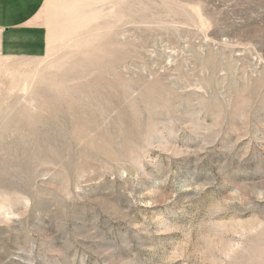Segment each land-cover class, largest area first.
I'll use <instances>...</instances> for the list:
<instances>
[{
	"label": "rangeland",
	"instance_id": "374dc122",
	"mask_svg": "<svg viewBox=\"0 0 264 264\" xmlns=\"http://www.w3.org/2000/svg\"><path fill=\"white\" fill-rule=\"evenodd\" d=\"M41 19L0 59V264H264V0Z\"/></svg>",
	"mask_w": 264,
	"mask_h": 264
},
{
	"label": "crops",
	"instance_id": "0c3cea01",
	"mask_svg": "<svg viewBox=\"0 0 264 264\" xmlns=\"http://www.w3.org/2000/svg\"><path fill=\"white\" fill-rule=\"evenodd\" d=\"M46 0H0V59H41L48 33L41 19Z\"/></svg>",
	"mask_w": 264,
	"mask_h": 264
},
{
	"label": "bare ground",
	"instance_id": "6f19581e",
	"mask_svg": "<svg viewBox=\"0 0 264 264\" xmlns=\"http://www.w3.org/2000/svg\"><path fill=\"white\" fill-rule=\"evenodd\" d=\"M45 81V80H44ZM43 81V82H44ZM46 82V81H45ZM48 82V81H47ZM51 82V80L49 81V83H47V84H51L50 83ZM53 82V81H52ZM56 82V81H55ZM54 83V82H53ZM46 87V86H45ZM40 89V88H39ZM38 91V90H37ZM40 91V93H41V95L43 96V95H45L46 96V100L45 101H43V99H42V101H43V104H45L46 105V103H47V105L52 101L51 100V98L54 100V106L55 107H58L59 106V104L61 103L60 101H59V95H57V94H55V95H51V93H50V91H45V90H39ZM38 93V92H37ZM40 95V94H39ZM39 97V96H38ZM44 97V96H43ZM42 104V103H41ZM50 106V105H49ZM45 107V106H44ZM47 107V106H46ZM48 109V108H47ZM46 109V110H47ZM57 109V108H56ZM60 109V108H59ZM80 109V108H79ZM48 110H50V109H48ZM60 111V110H59ZM49 112V111H48ZM78 112H80V111H78ZM77 112V113H78ZM86 112H87V110H86ZM88 113V112H87ZM93 113V112H92ZM51 114V113H50ZM56 114V113H55ZM60 114V113H59ZM96 114V113H95ZM52 115V114H51ZM77 115V114H76ZM81 115H84V114H81ZM88 115V114H87ZM54 116H56V115H54ZM47 117H48V114H47ZM79 118V117H78ZM82 118V117H81ZM48 119V121L50 120L49 118H47ZM53 120V119H52ZM55 120V122H56V118L54 119ZM50 122V121H49ZM58 122V121H57ZM51 123V122H50ZM56 124V123H55ZM47 125H49V123L47 124ZM54 125V124H53ZM55 126V125H54ZM53 128V127H52ZM56 128V127H55Z\"/></svg>",
	"mask_w": 264,
	"mask_h": 264
}]
</instances>
